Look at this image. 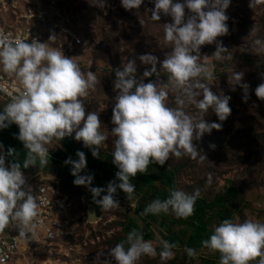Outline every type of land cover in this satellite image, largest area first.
I'll return each mask as SVG.
<instances>
[{"label":"clouds","instance_id":"obj_1","mask_svg":"<svg viewBox=\"0 0 264 264\" xmlns=\"http://www.w3.org/2000/svg\"><path fill=\"white\" fill-rule=\"evenodd\" d=\"M152 2L154 21H159L161 14L171 17V22L163 23L164 42L170 50L165 52L163 59L151 53L139 55L142 64L151 65L140 76H137L136 61L132 59L114 70L112 86L116 95L111 117L114 127L110 132L114 138L112 163L118 169L115 179L109 181L106 188L93 187L94 176L81 174L87 167L83 151L77 150V160L68 157L64 161L65 165H71L70 173L75 177L73 184L87 187L93 201L103 211L120 205L116 199L117 189L131 199L135 185L130 183V178L146 173L150 163L163 166L170 156H188L202 162L206 155L199 154L194 141L222 127L215 121L208 122L206 113L211 109L222 122L232 111L231 97L218 95L212 89L214 73L207 56L200 61L201 46L213 43L216 50L212 56L217 61L225 58L228 49L217 37L228 34L226 10L231 0ZM253 2L250 0V6ZM89 3L104 8L107 0H89ZM143 3L144 0H120L126 11L138 9ZM186 9L190 14H186ZM52 38L50 36L46 42L36 38L28 41L11 32H0V72L15 81L11 88L0 83V93L9 98V102L0 107V130L16 124L19 129L16 138L26 150L23 165L16 159L6 166V155L11 157L16 152L9 147L5 154L4 145L0 143V231L11 223L21 237L32 239L40 224L39 206L44 201L38 203L31 187L27 190L23 187L26 178L22 167L37 166V161L41 168L49 164L47 145L53 140L61 142L65 137H72L89 148L94 158H99V150L109 138L100 130L99 115L87 111L84 103L89 91H95V73L82 71L72 57L50 46ZM253 43L258 53L264 52V40L256 39ZM162 74H167L166 81L161 80ZM153 76L154 80L148 79ZM243 76L241 71L234 72L231 86L233 91L239 86L243 90L241 99L247 102L249 85L243 82ZM261 78L264 81V74ZM170 92L175 93L174 106L168 102ZM254 92L264 101V82ZM189 106L195 109L194 114L186 111ZM43 190L40 188L41 192ZM199 196V189L189 194L173 188L166 199H153L143 209V214L171 211L177 218L186 219L193 214ZM89 215L96 218L94 212ZM201 243L220 254L219 264H250L257 258L258 264H264V222L226 218L214 226L209 238ZM158 244L159 253L153 241L145 240L142 233L132 230L126 241L110 248L107 255L115 264H137L142 256L155 258L159 255L162 264L174 258V243L158 238ZM185 251L192 258L198 255L193 248ZM100 255L102 253H98L97 264H101Z\"/></svg>","mask_w":264,"mask_h":264},{"label":"rangeland","instance_id":"obj_2","mask_svg":"<svg viewBox=\"0 0 264 264\" xmlns=\"http://www.w3.org/2000/svg\"><path fill=\"white\" fill-rule=\"evenodd\" d=\"M153 7L152 0H144L140 8L129 11L121 7L120 0H107L104 8L91 5L89 0H43L38 7L42 12V19L35 22L34 26L41 32V42H46L53 36L49 41L50 46L60 48L65 55L72 57L82 71L95 73V91H89L84 103L87 111H95L99 115L100 130L109 135L99 150V158H94L90 149L83 147L82 142L65 137L61 142L53 140L47 145L49 164L41 168L37 161V166L28 167L34 173H43L51 183L59 182L55 189L72 202L69 226L71 235L63 244V250L70 255V262L97 264L98 253H102L99 257L101 264H115L107 255L108 250L126 240L127 226L134 221L140 224L139 232L143 236H153L148 239L157 246V253L160 251L158 238L167 240L173 235L182 237L185 231L182 227L184 223L176 224L178 218L171 211L164 213L168 224L166 230L158 224L154 225L156 221L146 224L147 219L141 216L143 210L129 211L127 205L136 200L140 201L141 209H144L157 198L152 193L145 196L138 194L136 190L128 200L126 193L117 189L116 199L120 205L103 211L99 223L93 225L88 220L87 210L89 205L96 204L92 194L87 187L73 184L75 177L70 173L71 165L64 164L68 157L78 159L77 150L83 151L86 161L88 156H92L97 163L95 171L98 175L88 169L81 173L94 176L92 186L106 188L108 182L113 181L112 177L103 178L101 174L105 175V171L101 169L114 165V138L110 132L114 127L111 122L115 103L113 98L116 95L112 86L115 79L114 70L121 67L123 62L132 59L136 61L137 76H140L144 69L150 68L151 65L142 64L138 59L139 55L151 53L163 59L165 52L170 50V46L164 42L163 23L171 22V17L161 14V19L154 21L151 17ZM186 14H190L187 9ZM226 14L229 17L228 34L217 37L228 49L225 58L217 61L212 56L216 50V44L213 43L201 46L200 61L207 56L214 73L212 89L218 95L231 97V114L221 122L211 109L206 113L205 119L208 122L215 121L222 127L219 130L213 129L210 134L205 133L199 141H194L199 154L206 155L202 162H199L198 158L192 159L188 156H170L164 165L169 172H174L176 188L189 194L199 189V198L207 202L214 201L228 188L239 189L241 207L231 208L234 213L232 219L243 221L250 218L264 222V101L259 100L254 92L255 88L264 82L261 78V74H264V52L258 53L253 43L256 39L264 40V0H254L252 6L250 0H231ZM237 71L244 73L243 82L249 85L247 102L242 101L243 90L239 86L232 90L231 76ZM148 79L154 80L155 76ZM166 79L167 74H162L161 80ZM174 96L175 93H169L168 102L171 106H174ZM186 111L194 114L195 109L189 106ZM2 144L5 151L11 147L17 154L19 151L26 153L23 143L18 139L15 145L10 142L9 147L6 143ZM213 144L215 147H210ZM14 160L16 159L12 161ZM153 165V173L158 174L160 165ZM214 226L217 225H210L211 229ZM185 249L186 247L177 244L173 249L174 258L164 264H219L218 252L200 249L196 250L198 255L192 258L188 257ZM258 259L250 264H258ZM42 263L41 257H32L31 264ZM137 264L162 262L159 255L155 258L142 256Z\"/></svg>","mask_w":264,"mask_h":264},{"label":"built area","instance_id":"obj_3","mask_svg":"<svg viewBox=\"0 0 264 264\" xmlns=\"http://www.w3.org/2000/svg\"><path fill=\"white\" fill-rule=\"evenodd\" d=\"M41 1L43 0H0V32H11L28 41L33 38L42 41L40 30L34 26L35 22H40L42 19V12L38 10ZM0 83L11 88L15 81L0 72ZM0 98L6 103L9 102V98L2 93ZM8 163L6 158V166ZM23 173L26 178V184L23 186L25 190L30 186L38 203L44 201L39 206L40 224L34 239L21 237L18 229L11 223L0 231V264H31L34 255L41 257L42 264H77V262H70V255L63 250L65 240L71 235L69 226L72 202L55 189V185L59 186V182L51 183L40 172ZM40 188L44 190L41 192ZM139 207V200L127 205L129 211ZM100 220L89 221L94 225Z\"/></svg>","mask_w":264,"mask_h":264},{"label":"trees","instance_id":"obj_4","mask_svg":"<svg viewBox=\"0 0 264 264\" xmlns=\"http://www.w3.org/2000/svg\"><path fill=\"white\" fill-rule=\"evenodd\" d=\"M18 131L19 129L18 127H16V134H18ZM12 160L13 159H11V161ZM153 164L154 163H150L148 165L146 173H137L135 177H131L130 183L135 185V190L138 194L141 193L145 196V194L152 193L156 195L157 198L164 200L167 198L169 190L176 188L173 178L174 172H169L167 170V167L163 165L160 166L159 173L155 174L152 170L154 166ZM96 168L97 163L94 161L92 156H88L86 169L90 170L94 175H98L95 171L97 170ZM101 170L105 171V175L101 174L103 178L106 179L112 177V180L115 179V173L118 171L116 165H113L111 167L104 166ZM240 198L241 192L237 188H228L223 195L218 196L212 202H207L204 199L197 198L194 205L193 214L186 219L178 218V222H176V224L184 223L182 227L185 228V231H183L182 237L173 235L170 237L171 239L167 238V240L170 243H174L175 245L180 244L181 246H184L186 248H193L195 250L199 248L209 250L203 247L201 242L208 239L212 234L213 229H211L210 225H212L213 223L218 225L223 219L226 218L232 219L234 213L231 208L233 206H237V209L241 207V203L239 204V201L241 200ZM142 216H144V219H147L150 222L156 221L159 226H161L165 230L168 229L166 219L167 217H165L164 213H160L159 215L143 214ZM131 229L137 230V227L134 225L131 227ZM186 236L189 237L186 238ZM143 237L145 240H149L148 238H153V236ZM125 246L128 245L125 243Z\"/></svg>","mask_w":264,"mask_h":264},{"label":"crops","instance_id":"obj_5","mask_svg":"<svg viewBox=\"0 0 264 264\" xmlns=\"http://www.w3.org/2000/svg\"><path fill=\"white\" fill-rule=\"evenodd\" d=\"M4 104H6V102L0 98V107H3ZM0 111H2V108H0ZM16 127H17L16 124H11L9 127L0 130V143H6L8 145V147L10 145V142H12V144L15 145L16 144ZM19 152L20 153H18V154L16 152V155L11 156V157L6 155V158L8 159V161H11V159H19L21 161H24V159L26 157V153H24L22 151H19ZM4 153L6 154L7 151L4 150ZM21 165H23V163ZM22 169H23V167H22ZM22 171L28 172V173H34L33 171H30L29 168H26V170H22ZM139 210H141V211L143 210V209H141V205H140ZM142 212H141V216L143 215ZM146 222H147L146 224H150V223L153 224V222H155V221L150 222V221L146 220ZM148 222H150V223H148ZM157 224L158 223L156 222L154 225H157ZM134 225L137 227V230L131 229V227ZM158 226H159V224H158ZM132 230H136L137 232H139L141 230L140 224L136 223V221L131 222L130 225L127 226V232L129 233ZM178 236H180V235H178ZM188 237L189 236H187L186 238H188ZM169 239H171V238L169 237ZM196 250H200V248L196 249ZM202 250L208 251L206 249H202Z\"/></svg>","mask_w":264,"mask_h":264},{"label":"water","instance_id":"obj_6","mask_svg":"<svg viewBox=\"0 0 264 264\" xmlns=\"http://www.w3.org/2000/svg\"><path fill=\"white\" fill-rule=\"evenodd\" d=\"M92 212L95 213V216H96L95 219L91 218V216L89 215ZM88 216H89V220L91 222H96V221H98L99 219L102 218V216H103V210H102V208L98 204H91L88 207Z\"/></svg>","mask_w":264,"mask_h":264}]
</instances>
